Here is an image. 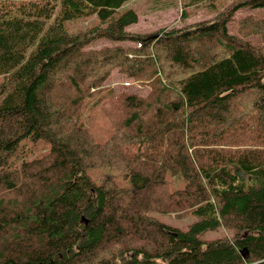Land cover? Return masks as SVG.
I'll use <instances>...</instances> for the list:
<instances>
[{
    "label": "trees",
    "instance_id": "obj_1",
    "mask_svg": "<svg viewBox=\"0 0 264 264\" xmlns=\"http://www.w3.org/2000/svg\"><path fill=\"white\" fill-rule=\"evenodd\" d=\"M129 1L0 0V264H264V0L152 33Z\"/></svg>",
    "mask_w": 264,
    "mask_h": 264
},
{
    "label": "rangeland",
    "instance_id": "obj_2",
    "mask_svg": "<svg viewBox=\"0 0 264 264\" xmlns=\"http://www.w3.org/2000/svg\"><path fill=\"white\" fill-rule=\"evenodd\" d=\"M231 0H130L125 4L123 9L133 8L138 13V21L128 26L131 32L152 33L159 28L166 26L181 27L185 23L202 19H212L216 13L221 10ZM183 7L188 12L187 20L181 19L180 15ZM93 24L94 21L85 19H71L65 22L66 27L70 31H77L81 28L87 27L88 23ZM118 43L115 40L108 38H98L91 43V47H101L104 45H113ZM122 43H131L123 41ZM111 82L116 90H129L132 92L147 93L149 91L148 85H141L136 81L127 78L125 75L114 72L111 77ZM50 148V143L47 140L39 139L33 141L29 138H24L20 141L16 149L8 155L10 163L18 164L23 158L32 155L41 154L43 151ZM85 173L94 182L100 183L105 177L112 176L122 185H129L130 178H124L123 173L116 167L111 166H97L88 167ZM184 181L179 184L182 186ZM179 185L172 184V188H177ZM150 215L156 217L158 220L167 223L171 226L187 229L190 224L196 220V216L189 214L184 217H178L174 214H166L158 211H150ZM223 231L207 230L201 234L204 238H215L221 236Z\"/></svg>",
    "mask_w": 264,
    "mask_h": 264
}]
</instances>
